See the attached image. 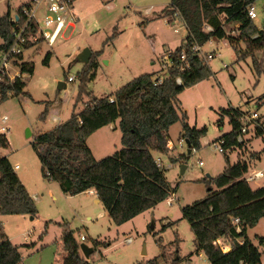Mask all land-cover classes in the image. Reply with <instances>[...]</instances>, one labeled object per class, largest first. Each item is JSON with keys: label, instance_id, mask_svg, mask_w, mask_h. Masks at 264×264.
Wrapping results in <instances>:
<instances>
[{"label": "rangeland", "instance_id": "obj_1", "mask_svg": "<svg viewBox=\"0 0 264 264\" xmlns=\"http://www.w3.org/2000/svg\"><path fill=\"white\" fill-rule=\"evenodd\" d=\"M29 1L0 0V17L6 13L13 16ZM168 3L169 0H75L72 2L77 17L72 23L74 27H67L51 47L39 42L24 53V61L33 67L31 79L22 94L0 103V116L9 118L10 127L6 134L9 146L0 149V156L6 157L12 166H19L15 173L23 179L29 194L35 195L37 209L32 220L30 216L0 215L3 232L18 247L21 264H59L64 253L62 228L58 224H66L76 239L81 235L86 237L82 243L87 246L92 247L93 241L110 244L101 245L91 254L88 258L91 264H145L162 253L164 259L159 258V264H170L177 259L176 264H187V260L190 264H209L203 254L195 252L194 235L182 218L181 209L204 198L208 190L207 175L218 176L227 163L243 162L249 165L250 172L257 170L264 175V134L256 135L254 126H246L239 146L223 153H218L216 147V141L231 131L229 118L220 113L223 109L255 112L264 131V48L241 59L239 56L246 50L243 42H239L236 51L226 40H212L201 47L202 53L215 55L207 62L211 76L178 96V107L185 113L187 124L198 130L206 129L200 148L189 155L187 148H178L181 124L176 123L169 132L175 148L165 155H156L162 161L164 176L174 194L171 205L164 200L116 226L107 215L99 217L103 207L94 203L92 195L66 196L57 183L42 178L31 146L34 137L65 122L72 112L77 113L89 102L86 96L76 101L81 84L79 75L86 68L77 60L80 52L88 48L92 54H98L94 78L85 83L87 92L96 98L114 94L140 75L150 74L163 80L167 77L166 65L170 64L168 54L187 35L178 17L165 16L168 21L162 18L165 15L162 10ZM263 6L264 0L256 2L258 17L254 24L258 28L264 24ZM43 8L44 3L38 9L39 17ZM149 8L152 11L146 14ZM226 30L232 37L239 35L236 25H229ZM254 60L260 65L259 73L254 69ZM68 78L73 81L68 82ZM59 83L66 84V88L60 89ZM53 117L58 120L54 122ZM26 130L30 133L28 137ZM86 145L96 160L113 155L121 149L118 127L102 129L90 136ZM255 182H250L252 188H264V179ZM262 236L264 218L248 230V237L254 243L258 244L256 237ZM126 238L132 241L127 243ZM220 243L226 245L222 240ZM259 250L262 254L264 245Z\"/></svg>", "mask_w": 264, "mask_h": 264}, {"label": "trees", "instance_id": "obj_2", "mask_svg": "<svg viewBox=\"0 0 264 264\" xmlns=\"http://www.w3.org/2000/svg\"><path fill=\"white\" fill-rule=\"evenodd\" d=\"M257 1L169 0L162 11L164 16L178 17L187 35L168 54L172 65L167 69V77L160 83L152 75L144 74L121 86L114 94L96 98L85 88V83L94 78L93 70L98 54H92L85 64L86 68L79 75L81 84L76 94L77 102L83 96L88 97L89 102L77 113L72 112L65 122L36 135L31 143L40 164L42 178L56 182L66 196L93 191L110 221L116 226L132 220L170 197L173 192L163 168L156 164L152 153H167L168 130L176 123L181 124L179 139L188 141L190 150L200 148V139L206 132L205 128L198 130L190 127L185 113L178 107V96L185 89L208 79L212 74L208 63L193 53L191 47H202L210 40H226L236 50L239 42H243L246 50L239 57L244 59L253 56L255 51L264 48V29L257 30L247 17V6ZM10 19L9 13L0 17V40L8 44L13 39ZM23 22L24 19L19 18L18 24ZM229 25L237 26V38L228 35L226 27ZM205 26L210 27L211 31H206ZM38 43H27L25 48H35ZM181 55L184 56L183 62ZM16 59L14 65L32 75L33 67L24 61V55H18ZM253 66L259 73L260 65L256 60ZM177 78H180L181 84H177ZM25 85L20 81L11 85L6 81L0 84V103L18 97L23 93ZM220 113L229 118L231 131L218 140H224V150L239 146L237 137L243 112L239 109H223ZM116 122L121 149L111 156L96 160L86 145L87 139L99 129ZM254 128L256 135L264 134L259 120ZM8 146L6 136L0 135V149H7ZM247 171L246 163H227L218 176L205 179L208 189L206 196L181 209L182 218L187 221L194 235L195 252L203 254L209 264H261L259 247L264 245V238L256 237L258 244L254 245L248 239L247 231L264 218V188L252 189L244 178ZM0 215L33 218L37 215L33 198L8 159L2 156ZM233 219L240 221L239 233L232 225ZM58 225L62 228L61 245L65 254L60 264H91L81 255V243L75 238L74 232L66 224ZM217 240H222L230 250L223 253L216 244ZM103 244L110 245L93 241V253ZM163 257L162 253L160 257L145 264H159L158 259ZM177 261L172 260L170 264H176ZM0 264H21L18 247L4 234L1 224Z\"/></svg>", "mask_w": 264, "mask_h": 264}, {"label": "built area", "instance_id": "obj_3", "mask_svg": "<svg viewBox=\"0 0 264 264\" xmlns=\"http://www.w3.org/2000/svg\"><path fill=\"white\" fill-rule=\"evenodd\" d=\"M44 3V8L42 10L41 16L38 15V9L40 5ZM152 11L151 8L146 10V14ZM262 12L264 14V6L262 8ZM247 17L253 23L257 19L258 14L256 10V2L247 6ZM19 18H23V24H18ZM224 17L222 16V19ZM77 21V17L73 12L72 2L70 0H30L28 3H25L21 6L20 10L11 16L10 22L13 24L12 26V42L8 44L5 40H1L0 46V84L3 82H7V84H13L15 81H20L22 83H26L30 80L31 74L27 71H22L19 67L14 65L16 62V57L18 55H24L30 49H26L25 45L27 43H36L41 42L42 44L51 47L57 40L58 37H61L62 30L71 26V23ZM256 26V25H255ZM206 31H211V28L208 26L204 27ZM257 30H263L264 24L261 28L256 26ZM254 36V38H256ZM210 40L209 42H211ZM191 51L195 53L199 58L203 61L208 62L209 60L215 57L212 53H202L201 46L193 45L191 47ZM169 59V57H168ZM181 61H184V56L181 55ZM170 61V60H169ZM166 65V64H165ZM171 61L169 66L166 65V69L171 67ZM73 78H68V82H72ZM161 80L159 79L158 83ZM177 84H181L180 78L176 79ZM11 95V92L8 94ZM113 101L112 98L109 100ZM54 122H56L57 118H52ZM258 120V115L255 112H243L241 116V126L239 129V135L237 137V142L239 144L243 143L241 135L246 133L247 125H256V121ZM9 118L6 115L0 116V135L6 136L10 132V127L8 125ZM224 140H218L216 142V147L218 153L224 152ZM178 148L182 149L183 147L187 148L185 140L179 139L177 142ZM167 151L172 152L175 148V145L168 141L166 145ZM195 149L191 150L194 152ZM156 164L162 168L161 159L157 158L155 160ZM201 164V163H200ZM19 166H12L14 171L18 170ZM164 169V168H163ZM263 177L261 171H252L247 174L245 180L250 183L255 180H258ZM174 195L171 194L170 197L166 199L167 205H171L173 201ZM232 225L237 233L241 231L240 221L239 219H233ZM28 236L26 235L25 240H27ZM79 242H85L86 237L79 236ZM131 238H126V242L130 243ZM216 244L220 247V250L223 253H227L230 250L228 245H222L220 240L216 241ZM264 254V252H262ZM187 264H190L187 260Z\"/></svg>", "mask_w": 264, "mask_h": 264}, {"label": "crops", "instance_id": "obj_4", "mask_svg": "<svg viewBox=\"0 0 264 264\" xmlns=\"http://www.w3.org/2000/svg\"><path fill=\"white\" fill-rule=\"evenodd\" d=\"M169 4V3H168ZM163 11V10H162ZM163 13V12H162ZM164 17V20H167V17H165V16H162V18ZM166 18V19H165ZM168 21V20H167ZM169 22H170V20H169ZM69 28H73L74 26H73V24L71 23V26H68ZM66 30V28H64V30H62V33H61V37L63 36V33H64V31ZM59 38V37H58ZM57 38V39H58ZM1 44V43H0ZM33 49V48H32ZM75 50H76V48H75ZM74 50V51H75ZM78 51V50H77ZM76 51V52H77ZM27 52H29V51H27ZM91 56H92V53H91ZM32 76V75H31ZM30 79H31V77H30ZM159 80V79H158ZM59 85H61L62 86V88L61 89H65L66 88V84H64V83H59ZM53 118H55V117H53ZM58 125V124H57ZM56 125V126H57ZM56 126H54L53 128H55ZM116 126L118 127V124H117V122L116 123H114V124H110L109 126H107L110 130L111 129H113V130H115V128H116ZM173 126V125H172ZM172 126L169 128V130H168V139H169V141H170V134H169V132H170V129L172 128ZM107 127H103V128H101V129H99L98 131H96L95 133H93L92 135H94V134H96V133H99L102 129H104V128H107ZM52 128V129H53ZM47 131H49V130H46V131H44V132H41V133H39V134H42V133H45V132H47ZM118 131H119V129H118ZM120 133V132H119ZM38 134V135H39ZM91 135V136H92ZM180 135H181V126H180V128H179V131H178V133H177V136H178V140H179V138H180ZM171 142V141H170ZM152 155H153V157H154V159L156 160L157 158H156V155H161V154H159V153H155V152H153L152 153ZM171 158V157H170ZM248 166V173L250 172L249 171V165H247ZM18 170H19V168H18ZM17 171V170H16ZM252 171H257V170H252ZM251 171V172H252ZM18 176V175H17ZM19 178V177H18ZM262 179H264V175H263V177L262 178H260V179H258V180H255V181H253V182H255V183H257V182H259L260 180H262ZM19 180L21 181V183L24 185V187L26 188V190H27V187H26V184L24 183V181H23V179H21V178H19ZM56 183V182H55ZM252 183V182H251ZM249 185H250V187H251V184L250 183H248ZM58 185V184H57ZM59 187V186H58ZM252 188V187H251ZM260 188H263V187H260ZM60 189V188H59ZM252 189H254V188H252ZM257 189V188H256ZM27 192H28V190H27ZM29 193V192H28ZM83 194H89V195H92L93 196V198H94V203L95 204H98V205H101L100 204V202H99V200L97 199V197H96V195H95V193L93 192V191H88V192H86V193H83ZM30 195V194H29ZM174 195V194H173ZM32 198H33V200L35 199L34 197H35V195H34V197H33V195H30ZM100 215H99V217H105L106 215L108 216V214L104 211V209H103V213L101 212V213H99ZM88 220H89V218H87ZM261 220V219H260ZM25 237H26V235L24 236V239H25ZM247 237H248V231H247ZM263 237V236H262ZM264 238V237H263ZM248 239L251 241V239L248 237ZM9 240H10V238H9ZM11 241V243H12V240H10ZM252 242V241H251ZM254 245H256L257 244V242L256 243H254V242H252ZM13 244V243H12ZM200 255V254H199ZM65 256V254L63 255V256H61V258H60V262H59V264L61 263V259L63 258Z\"/></svg>", "mask_w": 264, "mask_h": 264}, {"label": "water", "instance_id": "obj_5", "mask_svg": "<svg viewBox=\"0 0 264 264\" xmlns=\"http://www.w3.org/2000/svg\"><path fill=\"white\" fill-rule=\"evenodd\" d=\"M90 58H91V51L88 48H86L82 52H80V54L77 57V60L80 63L87 64L89 62ZM59 88L61 89L62 86L59 85ZM26 135H27V137L30 136L29 130H26ZM185 143H186V146H187V155H189L190 151H191L190 148H189L190 144H189L188 141H185ZM184 169H185V167L182 166L181 167V172H183ZM207 178L210 179V177L208 175H207ZM30 219L32 220L33 217H30ZM79 249H80V252L82 253V256L86 260H88V258L91 256V254H93V248L90 247V246H87L86 244L81 243L80 246H79ZM142 254L143 255L146 254L145 250H143Z\"/></svg>", "mask_w": 264, "mask_h": 264}]
</instances>
